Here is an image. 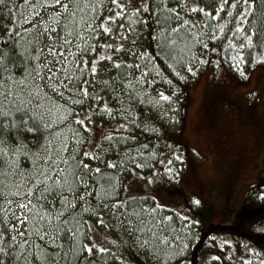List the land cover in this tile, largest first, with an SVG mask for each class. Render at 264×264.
<instances>
[{
	"label": "snow or ice",
	"instance_id": "1",
	"mask_svg": "<svg viewBox=\"0 0 264 264\" xmlns=\"http://www.w3.org/2000/svg\"><path fill=\"white\" fill-rule=\"evenodd\" d=\"M249 64L264 0H0V264H180L199 222L127 180L179 176V82Z\"/></svg>",
	"mask_w": 264,
	"mask_h": 264
},
{
	"label": "rangeland",
	"instance_id": "2",
	"mask_svg": "<svg viewBox=\"0 0 264 264\" xmlns=\"http://www.w3.org/2000/svg\"><path fill=\"white\" fill-rule=\"evenodd\" d=\"M184 92L182 126L167 139L184 157L178 185L160 181L148 185L137 174L127 180L129 191L149 192L188 217V196L205 199L199 213L203 229L210 224L223 227L212 229L217 231L215 244L201 254L200 264H238L245 246L264 253V204L258 205L262 208L259 213L254 212L256 205H247L243 218L239 211L245 207L247 193L264 181V67L252 68L246 78L226 65L219 71L201 69ZM182 113L177 109L176 119L166 120L168 131L178 128ZM168 158L165 152L163 159ZM226 169L232 172L225 175ZM224 240L232 244L219 247ZM212 256L221 259H210Z\"/></svg>",
	"mask_w": 264,
	"mask_h": 264
},
{
	"label": "trees",
	"instance_id": "3",
	"mask_svg": "<svg viewBox=\"0 0 264 264\" xmlns=\"http://www.w3.org/2000/svg\"><path fill=\"white\" fill-rule=\"evenodd\" d=\"M227 66V65H226ZM228 68V67H227ZM253 68V66L251 64L247 65L246 67V73H248L249 71H251ZM193 77H189L186 81H182L179 82V89L180 91L177 93L178 95V100L176 101L177 103V109L181 111V113L183 112V107H184V95H185V86L188 84V82H190L192 80ZM184 113L181 114L180 116V121H179V126L178 128L174 131H168V125L166 124V121L163 122V124L161 125L162 127V139H161V144L167 143V139H169L170 136H173L174 134H176L182 124H181V120L183 119ZM181 162H178L176 164V170L179 172V176L176 179H169L167 176H164L161 180V182L167 183L169 184V186L171 187H175L178 185V181L180 179L181 176ZM158 167V164H157ZM150 173L145 171L144 175H149ZM139 176V175H138ZM264 177V175H263ZM260 190V191H264V181L260 182L259 184H257L256 187L253 188V190ZM252 190V191H253ZM250 191L249 193H247L246 198L244 199V205L247 206L249 204H254L258 207V205L260 204H264V201H260L258 199H252L250 193L252 192ZM193 195H189L188 196V200H189V215L190 218L194 221H198L199 223H197L196 225L193 226L192 228V234H191V243L189 245V247L186 249V251L184 252V259L180 261V264H200V256L201 254L204 255L207 250L209 249V247H211L212 245H214L215 241V233L217 232L216 230H212L213 228H222L223 226L221 224L216 225L215 224H210L209 227L206 228V230L203 229V224H204V220L202 219V217L200 216V210L201 208H203L205 206V204L207 203L204 200L200 199L202 201V204L200 206H196V205H192L191 204V200L193 198ZM196 197V196H195ZM199 199V198H198ZM260 208V209H259ZM264 209V208H263ZM252 210V208L250 209ZM259 211H262V208L259 206L258 209H255L254 212L259 213ZM253 212V211H252ZM251 213V212H250ZM230 229L233 226H228ZM224 229H226V226H224ZM233 229H236V227L234 226ZM264 238V237H263ZM263 241V240H262ZM218 245V242L216 244V246ZM220 247V245H218Z\"/></svg>",
	"mask_w": 264,
	"mask_h": 264
},
{
	"label": "flooded vegetation",
	"instance_id": "4",
	"mask_svg": "<svg viewBox=\"0 0 264 264\" xmlns=\"http://www.w3.org/2000/svg\"><path fill=\"white\" fill-rule=\"evenodd\" d=\"M237 159V162H239V161H241L239 158H236ZM231 166H233V165H231ZM233 169V171H234V167L232 168ZM232 171L231 170H228V169H226L225 170V175H228V174H230ZM229 176H227L226 178H228Z\"/></svg>",
	"mask_w": 264,
	"mask_h": 264
}]
</instances>
